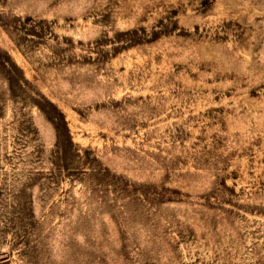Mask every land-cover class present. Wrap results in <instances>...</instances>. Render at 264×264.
Masks as SVG:
<instances>
[{
	"label": "rangeland",
	"instance_id": "rangeland-1",
	"mask_svg": "<svg viewBox=\"0 0 264 264\" xmlns=\"http://www.w3.org/2000/svg\"><path fill=\"white\" fill-rule=\"evenodd\" d=\"M0 264H264V0H0Z\"/></svg>",
	"mask_w": 264,
	"mask_h": 264
}]
</instances>
